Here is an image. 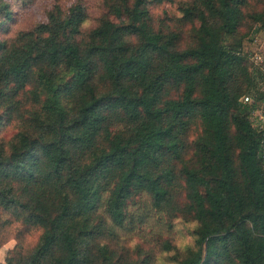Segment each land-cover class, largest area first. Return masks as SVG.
Returning <instances> with one entry per match:
<instances>
[{"label": "trees", "instance_id": "1", "mask_svg": "<svg viewBox=\"0 0 264 264\" xmlns=\"http://www.w3.org/2000/svg\"><path fill=\"white\" fill-rule=\"evenodd\" d=\"M87 1L0 0L3 264H264V0Z\"/></svg>", "mask_w": 264, "mask_h": 264}, {"label": "rangeland", "instance_id": "2", "mask_svg": "<svg viewBox=\"0 0 264 264\" xmlns=\"http://www.w3.org/2000/svg\"><path fill=\"white\" fill-rule=\"evenodd\" d=\"M44 1H46V3L52 2V0H35L34 4L30 5V7L25 12L26 15L24 16L26 17L27 21H32L37 17L39 11L42 8ZM87 2H88V9H89L88 12L90 17H96L100 11L99 2L97 0H88ZM164 11H166L169 14L177 13L175 6L170 7L164 5V6L154 7L151 9V12L157 16L161 15ZM245 46H246L245 51L249 53L250 59L254 64L255 78H256L255 86L257 89L256 91H258V93L256 94L257 95L259 93L264 94V34L258 33L255 36H252V41L249 42V44L246 43ZM259 106H260L259 108L260 111L261 108L264 106V104L260 103ZM12 133L13 130H8V129L2 130L1 136L4 139H8L12 135ZM178 228L180 232L177 236V244L183 246L184 244L191 242V238L188 232L186 231V229L181 226H179ZM9 243H13L14 245L15 242L10 241ZM10 245L11 244L7 245V247H5L3 251L1 249L0 255H4V253L8 250ZM158 264H167V263L162 260V263H158Z\"/></svg>", "mask_w": 264, "mask_h": 264}, {"label": "built area", "instance_id": "3", "mask_svg": "<svg viewBox=\"0 0 264 264\" xmlns=\"http://www.w3.org/2000/svg\"><path fill=\"white\" fill-rule=\"evenodd\" d=\"M252 97H245L244 102H250ZM254 125L261 130H264V114L262 110H256L253 112Z\"/></svg>", "mask_w": 264, "mask_h": 264}, {"label": "crops", "instance_id": "4", "mask_svg": "<svg viewBox=\"0 0 264 264\" xmlns=\"http://www.w3.org/2000/svg\"><path fill=\"white\" fill-rule=\"evenodd\" d=\"M12 246H13V244L10 245L8 249L12 248ZM4 256H5V253H4V255H0V264H3Z\"/></svg>", "mask_w": 264, "mask_h": 264}, {"label": "bare ground", "instance_id": "5", "mask_svg": "<svg viewBox=\"0 0 264 264\" xmlns=\"http://www.w3.org/2000/svg\"><path fill=\"white\" fill-rule=\"evenodd\" d=\"M2 251H3V249H2ZM1 253V252H0ZM4 253V252H3Z\"/></svg>", "mask_w": 264, "mask_h": 264}]
</instances>
